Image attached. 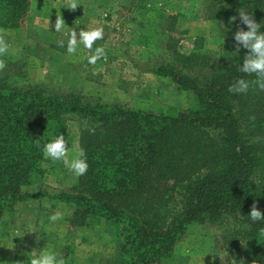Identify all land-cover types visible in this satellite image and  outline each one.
<instances>
[{"label": "trees", "instance_id": "obj_1", "mask_svg": "<svg viewBox=\"0 0 264 264\" xmlns=\"http://www.w3.org/2000/svg\"><path fill=\"white\" fill-rule=\"evenodd\" d=\"M210 4L227 40L212 65L202 70L208 63L198 59L191 71L186 59L194 55L178 54L176 62L151 67L175 89L191 90L195 109L154 112L88 101L40 85H12L0 76V214L42 175L43 134H64L65 116L75 115L78 153L83 148L89 169L53 197L71 209L70 226L99 217L120 227L121 259L105 264L168 263L188 225L204 221H230L224 247L238 251L241 264H264V220L253 222L248 215L254 201L264 212V91L253 84L247 93L228 90L241 78L256 79L240 71L248 50L241 45L236 51L234 33L247 31L239 9L264 22V0ZM27 9L28 0H0V27L17 26Z\"/></svg>", "mask_w": 264, "mask_h": 264}, {"label": "rangeland", "instance_id": "obj_2", "mask_svg": "<svg viewBox=\"0 0 264 264\" xmlns=\"http://www.w3.org/2000/svg\"><path fill=\"white\" fill-rule=\"evenodd\" d=\"M68 3L28 0L17 26L0 27L10 44L8 53L0 57L7 61L0 76L16 86L40 85L58 95L77 93L88 101L154 112L196 108L191 90L175 89L151 67L176 62L178 54L180 58L194 55L186 59V65L194 67L191 71L197 69L198 59L208 63L202 70L212 65L227 40L220 35L223 23L212 16L210 0H78L75 11L66 8ZM57 14L66 24L61 32L54 28ZM97 27L103 28L104 38L92 50L80 43L75 54L67 52L73 30ZM98 47L105 50L106 58L90 64L88 57ZM65 121L63 135L71 161L78 153L80 126L75 115H66ZM56 136L43 134L46 143ZM40 165L42 175L20 189L24 198L0 214V264H31L42 251L59 253L66 264L119 262L120 227L99 217H90L83 226L68 225L71 209L53 195L60 189L69 191L76 177L62 161L43 157ZM57 211L63 218L52 222L49 217ZM230 225V221L190 223L174 245L171 260L158 264H211L213 260L241 264L239 252L224 247L222 236L230 232Z\"/></svg>", "mask_w": 264, "mask_h": 264}, {"label": "clouds", "instance_id": "obj_3", "mask_svg": "<svg viewBox=\"0 0 264 264\" xmlns=\"http://www.w3.org/2000/svg\"><path fill=\"white\" fill-rule=\"evenodd\" d=\"M79 5L78 0H69L66 8L75 11ZM238 15L240 22L247 26V31L243 28H239L234 33V40L237 43L236 51L239 52V47L241 45L248 50L243 59L240 71L247 75L254 74L256 79L249 82L241 78L237 80L235 84L231 85L228 90L232 93H247L250 84H253L258 86L261 91H264V32L260 31L264 22L257 23L251 13L242 9L238 10ZM236 20L237 16L230 17V22H235ZM65 25L63 17L60 14H57L54 24L55 31L61 32ZM103 38L104 32L101 27L87 31L81 29L79 33L73 30L68 40L67 52L69 54H75L80 43H83L86 49L92 50L95 42L97 40H102ZM60 46L63 47V43H61ZM9 48L10 44L7 42L6 32L3 29H0V57L5 56L8 53ZM102 57L106 58L105 50L102 47H98L95 49V53L88 57V62L90 64H95L97 60ZM6 68L7 61L0 59V73H3ZM91 131L94 134L95 128H92ZM42 151L45 159H51L53 162H64L77 178L86 175L88 172L89 164L83 148L79 149L78 156L75 159L71 161L67 159L69 154L68 142L63 134L56 136L53 140L46 143ZM248 215L253 222L264 220V212L258 208L256 201L252 203L251 211ZM62 218L63 214L59 211L49 217L52 222H56ZM37 239L39 238L37 237ZM31 264H66V261L55 251H42L39 256H34L31 259Z\"/></svg>", "mask_w": 264, "mask_h": 264}]
</instances>
